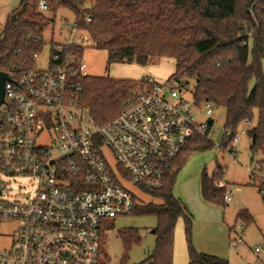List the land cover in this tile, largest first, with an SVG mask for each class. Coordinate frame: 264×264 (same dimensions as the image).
<instances>
[{"label": "built area", "instance_id": "obj_1", "mask_svg": "<svg viewBox=\"0 0 264 264\" xmlns=\"http://www.w3.org/2000/svg\"><path fill=\"white\" fill-rule=\"evenodd\" d=\"M41 10L47 11V5ZM79 29L77 24L71 27V36ZM83 41L56 43L48 68L19 76L9 73L11 80L5 83L0 219L18 222L19 229L14 247L0 256V264H100L108 222L132 214L137 203L121 178L146 192L163 190L176 161L199 136L214 133L213 104L187 101L177 81L152 78L134 83L125 109L113 121L83 126L87 108L80 103L81 86L73 83L75 75L87 76L83 57L75 53L84 48ZM225 131L232 135L230 129ZM45 136L49 142L39 144ZM103 148L113 153L118 173ZM230 152L235 153L233 142ZM248 171L264 197V174ZM232 195V190L226 192V203ZM240 244L242 237L230 247L237 251ZM254 253L253 264H264V242Z\"/></svg>", "mask_w": 264, "mask_h": 264}, {"label": "trees", "instance_id": "obj_2", "mask_svg": "<svg viewBox=\"0 0 264 264\" xmlns=\"http://www.w3.org/2000/svg\"><path fill=\"white\" fill-rule=\"evenodd\" d=\"M43 4L47 11L41 10ZM62 8L73 11L76 24L91 35L97 49L106 51L108 67L116 63L148 66L157 58L175 59L177 70L169 80L186 86L187 79H194L197 104L210 102L226 110L225 129L232 135L225 134L223 147L233 142L243 123L252 124L257 119V125L248 132L251 151H264V0H21L0 38V70L19 76L34 69L46 45L45 32L54 24L49 15L56 16ZM55 45L52 40L51 50ZM84 50L81 47L75 53L83 57ZM254 79L255 86L250 88ZM73 83L82 88L80 103L89 110L91 121L102 127L125 109L133 81L78 74ZM211 147V137L199 136L176 161L167 187L149 192L155 200L145 206L136 203L132 214L156 215L159 219L155 249L139 264H173L175 228L181 217L191 237L193 215L173 189L183 157ZM255 171L264 174V160L257 162ZM222 178L220 166L213 177L203 172L201 186L206 200L225 202L227 184L216 186ZM239 217L245 227L254 221L247 211ZM119 237L126 263L129 251L141 237L132 229L121 231ZM189 256V264H228L197 253L191 240ZM107 260L106 256V262L101 260L100 264H107Z\"/></svg>", "mask_w": 264, "mask_h": 264}, {"label": "rangeland", "instance_id": "obj_3", "mask_svg": "<svg viewBox=\"0 0 264 264\" xmlns=\"http://www.w3.org/2000/svg\"><path fill=\"white\" fill-rule=\"evenodd\" d=\"M21 6V0H0V38H2L6 23L11 14ZM54 19V24L45 32L46 45L35 61L34 69H46L50 62L51 42L66 44L70 39L76 44L83 43V63L85 72L90 77H106L116 80H130L137 82L152 78L159 83H165L177 70L176 60L173 58H157L148 66L136 64L116 63L111 67L107 64V53L96 48L91 35L80 28L72 36L71 27L76 26V15L73 11L62 8ZM252 61V44H250V62ZM264 72V62H263ZM188 84L178 85L182 89L181 96L187 101L194 100L196 81L187 79ZM175 85V83H173ZM255 86V79L250 88ZM205 119V113L201 115ZM227 112L224 108H213V130L211 135L212 147L197 150L185 155L181 160V167L176 177L173 189L174 195L183 200L193 215L191 237L186 232L185 218L181 217L175 228L174 262L173 264H189L190 240L197 253L209 257L226 260L228 264H253L256 260L255 248L264 242V203L259 190V184H253L251 172L255 170L257 162L264 160V151H251L252 139L248 131L257 125V119L251 127L242 124L237 131V141H233L235 153L230 152L231 144L225 148V123ZM83 126L91 127L92 121L89 110L83 114ZM245 131V133H243ZM49 137L40 138L39 144H45ZM103 154L112 169L117 171V161L108 148H103ZM223 169V178L220 182L227 184V191H233L232 201L222 199L208 201L202 195V174L206 170L213 177L217 167ZM22 182V180H20ZM123 185L133 194L137 205L145 206L155 198L151 193L144 191L130 179L121 178ZM26 185V184H25ZM16 187V185H15ZM240 187V190H236ZM30 187L26 185L25 190ZM243 211L249 212L254 221L242 228L239 217ZM159 226L156 215L130 214L118 216L108 222L102 241L101 260L107 264H139L151 255L156 246L154 230ZM19 223L13 220L0 219V256L15 245ZM134 230L141 237L129 251V258L124 263L125 254L123 241L119 233L124 230ZM242 237L244 244H240L235 251L230 247L234 240Z\"/></svg>", "mask_w": 264, "mask_h": 264}, {"label": "water", "instance_id": "obj_4", "mask_svg": "<svg viewBox=\"0 0 264 264\" xmlns=\"http://www.w3.org/2000/svg\"><path fill=\"white\" fill-rule=\"evenodd\" d=\"M10 80H11V77L9 73L0 70V105L4 102L5 83ZM153 233H156V231L154 230Z\"/></svg>", "mask_w": 264, "mask_h": 264}]
</instances>
